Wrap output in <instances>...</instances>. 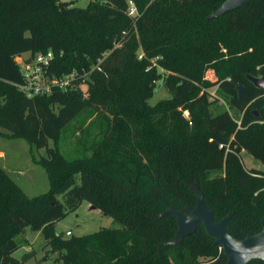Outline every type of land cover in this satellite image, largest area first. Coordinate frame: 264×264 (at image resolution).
<instances>
[{"label":"trees","instance_id":"obj_1","mask_svg":"<svg viewBox=\"0 0 264 264\" xmlns=\"http://www.w3.org/2000/svg\"><path fill=\"white\" fill-rule=\"evenodd\" d=\"M130 1L135 17L127 14L128 0H88L85 8L72 0H0V128L45 150L32 159L49 182L46 193L29 197L0 167V264L34 255L21 262L12 256L26 228L42 235L60 264H225L202 223L167 245L177 224L162 214H189L194 184L214 223L230 215V236L261 231L264 172L245 169L240 154L264 167V90L247 79L264 75V0L214 18L226 0ZM49 51L47 73L73 72L72 89L28 99L15 58ZM160 80L171 98L151 106ZM212 88L237 116L213 110ZM83 113L98 119L100 130L68 160L60 135ZM82 202L119 228L57 233V223Z\"/></svg>","mask_w":264,"mask_h":264},{"label":"rangeland","instance_id":"obj_2","mask_svg":"<svg viewBox=\"0 0 264 264\" xmlns=\"http://www.w3.org/2000/svg\"><path fill=\"white\" fill-rule=\"evenodd\" d=\"M72 1L79 8H85L88 3V0ZM118 46L119 43L115 44V47ZM28 55L30 53L20 56L23 58ZM138 55L140 59L143 54L139 52ZM256 70L258 71L260 68L257 67ZM260 77L262 76L258 75L256 78ZM205 78L210 82L215 79L212 71H208ZM80 89L84 91L85 87L81 85ZM208 93L209 100L215 101L213 110H227L230 115L237 116V112L230 108L229 100L224 94H217L216 89L213 88L209 89ZM169 98H171V94L160 80L155 84L153 95L147 100V103L153 106ZM185 116H187L186 113ZM99 130L98 119L90 117L88 113L81 114L63 129L58 143L59 152L68 160L80 157L83 154L82 146L88 148L92 145ZM0 133V167L27 196L35 197L46 193L49 190L47 174L32 159L40 155L45 156V150L31 149L30 145L24 140L11 137L8 131L4 129L0 128ZM51 144L49 142V145ZM240 157L245 169H256L264 172V167L254 161L246 152H241ZM57 199L62 201V196H57ZM104 228L117 229L119 225L111 217L103 215L99 210L92 209L87 202H82L77 210L69 212L63 220L57 223L56 232L62 233L64 237L68 238L69 236H66L67 231L74 236H83ZM16 240L22 246L12 255L15 259L21 262L23 255L34 253L30 259L21 262V264H60V262H56V254L52 253L49 247L46 246V242L40 233L32 232L26 228L24 233L19 235Z\"/></svg>","mask_w":264,"mask_h":264},{"label":"water","instance_id":"obj_3","mask_svg":"<svg viewBox=\"0 0 264 264\" xmlns=\"http://www.w3.org/2000/svg\"><path fill=\"white\" fill-rule=\"evenodd\" d=\"M255 0H226L221 6L212 12L211 17L223 16L231 11L247 6ZM247 79L258 89L264 90V76L260 78L248 76ZM238 97H241L242 87L237 86ZM191 189L196 194V205L189 214L170 209L162 214H172L176 219L177 231L174 238L167 245H178L183 238L191 235L198 223H202L208 236L219 245L227 261L225 264H247L252 260L264 261V220L261 221V231L253 236H247L243 240H236L226 231V225L230 218L227 215L219 223L213 222L212 211L204 203V195L197 184ZM93 209V208H92Z\"/></svg>","mask_w":264,"mask_h":264},{"label":"built area","instance_id":"obj_4","mask_svg":"<svg viewBox=\"0 0 264 264\" xmlns=\"http://www.w3.org/2000/svg\"><path fill=\"white\" fill-rule=\"evenodd\" d=\"M127 14L130 17L137 15L136 8L132 1H128ZM53 59L52 52L37 53L33 56L15 58V63L20 69L22 84L19 90L28 98L48 96L54 91H67L72 89L74 73L55 77L47 73V69ZM69 231L66 236H70Z\"/></svg>","mask_w":264,"mask_h":264}]
</instances>
